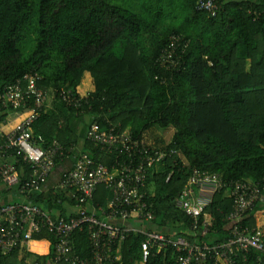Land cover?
I'll return each mask as SVG.
<instances>
[{
    "label": "trees",
    "instance_id": "16d2710c",
    "mask_svg": "<svg viewBox=\"0 0 264 264\" xmlns=\"http://www.w3.org/2000/svg\"><path fill=\"white\" fill-rule=\"evenodd\" d=\"M199 1L0 0V87L38 74L37 86L52 91L60 104L63 90L82 97L89 93L83 110L101 128L129 131L149 154H165L146 183L155 216L147 231L170 239L188 236L192 228L193 218L176 203L194 172L218 174L226 182L250 179L264 195V0H216L215 17L198 11ZM174 35L189 42L182 54L184 68L178 71L158 64ZM9 114L0 110V124ZM51 119L44 113L33 125L34 134L60 141L43 129ZM52 124L62 128L60 119ZM167 128L175 130L171 144L161 134ZM83 152L109 167L118 156L90 141ZM17 160L18 171L28 179L29 165L21 154ZM134 160L139 163V157ZM225 193H216L206 206L208 225L200 220L190 238L196 244L212 248L231 238L233 199ZM108 196L101 186L91 203L106 207ZM261 214L263 202L243 225L264 227ZM44 235L53 240L48 233L35 239ZM144 240L143 234L127 238L123 264L142 261ZM72 242L77 255L90 257L87 225L73 232ZM19 252L0 258V264H24ZM52 254L36 262L49 264ZM257 256L251 251L247 261L239 258L236 264H257ZM154 260L175 264L171 253Z\"/></svg>",
    "mask_w": 264,
    "mask_h": 264
},
{
    "label": "built area",
    "instance_id": "2783aa9c",
    "mask_svg": "<svg viewBox=\"0 0 264 264\" xmlns=\"http://www.w3.org/2000/svg\"><path fill=\"white\" fill-rule=\"evenodd\" d=\"M197 10L215 17L218 5L216 0H200ZM188 45L183 36H172V43L162 52L158 64L166 70H181L185 65L182 54ZM37 79L38 74H31L17 84L0 87V110L27 114L7 134L2 131L5 122L0 124V186H17L26 199L24 203L0 202V258L23 250L36 236L48 233L53 238L50 264H123L124 242L132 234H143L142 261L135 264H156L153 259L168 253L172 254L175 264H236L239 258L247 261L251 251L258 252L257 264H264V229L243 225L245 216L257 204L264 203L261 186L255 182H226L218 174L194 172L176 203L177 209L194 220L188 236L170 239L163 233L115 225V221H154V213L147 202L146 183L150 174H155L154 169L164 162L165 154H149L130 132L117 131L114 126L103 129L95 119L88 127L87 141L108 155H118L112 167L96 163L88 153L80 152L73 145L67 147L56 139L48 141L35 135L32 127L46 113L51 97L50 91L37 86ZM59 98L67 108L75 109L76 116L84 115L83 107L89 105V94L82 97L63 90ZM18 154L30 167L28 179L20 177L23 172L17 169ZM72 155L74 167L62 178L58 190L76 193L77 217L54 220L33 202V193L49 180L57 160ZM122 156L128 159L122 161L119 158ZM136 157H139L138 164L134 163ZM101 186L110 192L111 201L106 208L90 212L88 206ZM221 191L233 199V211L229 216L231 238L212 248L205 243L196 244L190 238L195 236L193 232L200 220L208 225L204 210ZM84 225L89 227L91 238L88 258L77 255L72 242L73 232Z\"/></svg>",
    "mask_w": 264,
    "mask_h": 264
},
{
    "label": "crops",
    "instance_id": "0c3cea01",
    "mask_svg": "<svg viewBox=\"0 0 264 264\" xmlns=\"http://www.w3.org/2000/svg\"><path fill=\"white\" fill-rule=\"evenodd\" d=\"M51 97L46 106V113L49 114L51 121L45 122L43 129L50 131L53 134L54 138H57L62 142H72L80 152L85 150L87 142V131L91 122L94 120V117L91 115L84 114L82 116H76L67 110L62 104H60L52 91ZM89 94V93H86ZM85 94V95H86ZM27 114L23 112H12L6 118L5 124L2 127L3 133L7 134L11 130L20 124ZM60 119L61 127H53V121ZM65 125V126H64ZM64 126V127H63ZM33 129V127H32ZM60 129L62 131L60 132ZM34 132V131H33ZM129 132V131H128ZM161 134L164 136L167 144H171L173 141L175 130L172 128H167L161 130ZM57 136V137H56ZM59 141V142H60ZM61 143V142H60ZM74 157L68 156L64 160L56 164V167L49 178V180L41 186V188L33 193V202L47 215L52 219L56 220L59 218H64L66 220L73 219L77 216L78 208L76 205V193L74 191L60 192L58 186L62 178L74 167ZM20 177H23L24 174H20ZM252 181L250 179H247ZM106 189V188H105ZM107 190V189H106ZM108 191V190H107ZM110 193V192H109ZM228 196L227 193H225ZM26 201L25 197L18 192V187H5L4 185L0 186V202L2 203H24ZM111 201L108 196L107 205ZM106 208L104 206H93L89 204L88 210L90 212L96 211L98 208ZM260 224H264V215H260L258 219ZM141 223V224H139ZM146 222H121L115 221V225L127 227V228H137L144 232L147 231ZM264 229V227L260 226ZM52 251L51 240L48 236H42L40 239H34L28 244L23 250L19 252V260L23 261L24 264H36L38 257H49ZM50 264V260H48Z\"/></svg>",
    "mask_w": 264,
    "mask_h": 264
},
{
    "label": "rangeland",
    "instance_id": "374dc122",
    "mask_svg": "<svg viewBox=\"0 0 264 264\" xmlns=\"http://www.w3.org/2000/svg\"><path fill=\"white\" fill-rule=\"evenodd\" d=\"M139 224H141V223H139Z\"/></svg>",
    "mask_w": 264,
    "mask_h": 264
}]
</instances>
